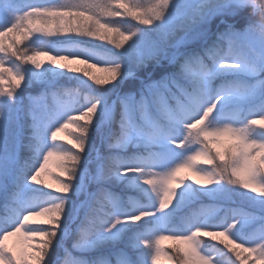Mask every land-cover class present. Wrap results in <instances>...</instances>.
<instances>
[{
    "label": "snow or ice",
    "instance_id": "6c2138e0",
    "mask_svg": "<svg viewBox=\"0 0 264 264\" xmlns=\"http://www.w3.org/2000/svg\"><path fill=\"white\" fill-rule=\"evenodd\" d=\"M0 197V264H264V0H0Z\"/></svg>",
    "mask_w": 264,
    "mask_h": 264
},
{
    "label": "rangeland",
    "instance_id": "374dc122",
    "mask_svg": "<svg viewBox=\"0 0 264 264\" xmlns=\"http://www.w3.org/2000/svg\"><path fill=\"white\" fill-rule=\"evenodd\" d=\"M164 71H165V69L164 68H157V69H153L152 67H149L148 69H146V70H144V71H142L140 74H139V76H140V78L139 79H136V80H128V81H126L124 84H126V86L127 87H130L129 89H123V90H121L122 92H131V93H136V92H138V90H139V88H140V80L141 79H147V76H148V74L149 73H151V75H152V79L153 80H159L160 78H161V76L164 74ZM67 85H69L68 87H66V88H75L76 87V82L75 81H73V82H71V81H69V83H66ZM37 92H35V93H31V94H33V95H35ZM25 95H28V93H25ZM62 99H66V98H63V97H61V98H53V96H51V95H49L48 97H46V99L43 101V103H46V104H48V105H55L56 103H58V101L59 100H62ZM61 135V134H60ZM96 143H97V146H99V137L97 136V138H96ZM101 151L102 152H105L106 153V149L105 148H102L101 149ZM95 156V153H93V157ZM91 170L92 171H95V165H92L91 166ZM188 175H191V173H187ZM92 187H95V185H93ZM73 201L74 202H76V197L75 196H73ZM235 199V203L233 204V203H226L224 206L225 207H240V206H243L244 205V202L243 201H241L239 198H234ZM0 201H2V197H0ZM198 207V205H196V206H192V208H197ZM192 210V209H191ZM190 210V211H191ZM245 210L247 211V210H249L247 207H245ZM185 211V210H184ZM185 214V212L184 213H182V215H184ZM83 215V213H81V216ZM220 215L222 216L223 215V213H220ZM257 215H259V212L257 211ZM33 219H37V220H39V219H43V217H33ZM253 228H259L260 227V225H259V223L257 222L256 224H254L253 226H252ZM207 239V238H206ZM11 241V240H10ZM66 242H67V239H66V241H65V244H64V246H63V248H61V254L60 255H57L56 257H55V259L54 260H58L59 261V264H70L71 262H72V258L70 257V256H67L65 259H63L64 258V256H63V254H66V252L67 253H69L70 251L68 250V248L69 249H71V251H73V253H74V255L75 256H77V255H95V253H82L81 251H79V250H77V249H75L74 247H73V242L70 244V246L68 245V244H66ZM164 245H168V244H170V243H172V241H170V240H165V241H163L162 242ZM210 243H215V242H211L210 241ZM118 246H120V245H118ZM66 250V251H65ZM169 252H171V249H169ZM162 259V264H168V262H167V260L166 259H164L163 257L161 258ZM232 259H235V257L233 256L232 257ZM223 264H227V259H225V258H223ZM237 264H239V262H237Z\"/></svg>",
    "mask_w": 264,
    "mask_h": 264
},
{
    "label": "trees",
    "instance_id": "16d2710c",
    "mask_svg": "<svg viewBox=\"0 0 264 264\" xmlns=\"http://www.w3.org/2000/svg\"><path fill=\"white\" fill-rule=\"evenodd\" d=\"M96 44H97V45H104V46H106L107 48L112 49L113 51H119V50L115 49L114 46H112V45H110V44H107L106 41H98V40H97V41H96ZM85 46H89V47H90L91 45H85ZM100 50L103 51L104 48H101ZM38 59H41V60H47L48 57H47V56H43V55H41L40 57H38ZM72 63H73L74 66H79V65L77 64V62H72ZM93 71H94L96 74H98V75H103V73L100 72L98 69H93ZM69 81H70V80H67V79H65V78H61L60 83H61V85H62L63 87H68L70 84L67 85L66 83H69ZM71 82H73V81H71ZM90 83H91V82H90ZM129 88H130V87H127L126 84H123L121 90H123V89H129ZM37 91H38V89H36V88L30 89V92H31V93H35V92H37ZM61 136H63V133H61ZM43 178L45 179V181H46L47 183H51V184H53L54 186H56V185H55V181L52 180L51 178H49V177H47V176H44ZM91 190L94 191V190H95V187H92ZM45 191H47V189H45ZM131 194H133V193H130V195H131ZM28 195L38 196L39 193H30V194H28ZM203 203L208 204V203H211V201H209L207 198H204V199H203ZM193 206H196V205H193ZM190 210H191V209H185V211L181 212L179 215H182V213H184V212H185V213H186V212H189ZM247 211H248V210H247ZM81 219H83V215L81 216ZM74 228H75V226H74ZM74 241H75V235L70 236L69 238H67V242H66V244H68V245L70 246V244H71L72 242L74 243ZM9 243H11V241H9ZM120 246H122V245H120ZM221 247H222V246H221ZM68 250H69L70 252L67 253V254H63V256H64L63 259H65L67 256H70L72 259L77 258V257H81V256H82V255H77V256H75L74 253H73V251H71V249L68 248ZM225 251H227V250L225 249ZM60 254H61V248H60V249H57L56 255L53 257V259H55V257H56L57 255H60ZM229 255H231V254L229 253ZM224 258L228 260V257H224ZM72 261H73V260H72ZM70 264H72V262H71ZM113 264H115V259H114V258H113Z\"/></svg>",
    "mask_w": 264,
    "mask_h": 264
}]
</instances>
